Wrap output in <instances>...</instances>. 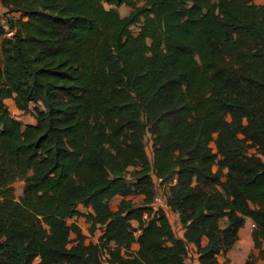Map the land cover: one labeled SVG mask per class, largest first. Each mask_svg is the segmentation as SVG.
I'll list each match as a JSON object with an SVG mask.
<instances>
[{
	"label": "trees",
	"instance_id": "obj_1",
	"mask_svg": "<svg viewBox=\"0 0 264 264\" xmlns=\"http://www.w3.org/2000/svg\"><path fill=\"white\" fill-rule=\"evenodd\" d=\"M0 1V264L264 261V4Z\"/></svg>",
	"mask_w": 264,
	"mask_h": 264
},
{
	"label": "crops",
	"instance_id": "obj_2",
	"mask_svg": "<svg viewBox=\"0 0 264 264\" xmlns=\"http://www.w3.org/2000/svg\"><path fill=\"white\" fill-rule=\"evenodd\" d=\"M5 12V9L3 8L1 1H0V15H2ZM14 103L13 100H9ZM30 118V117H27ZM32 118V117H31ZM32 122H26L27 124H34L35 119ZM168 217L173 225V221L179 225V228H181V231L177 233L178 237L183 238L184 237V229L181 225V222L179 220V216L171 211H168ZM253 222L252 220H247L246 225L243 229L240 231L239 240L233 247V249L226 255L220 257L221 262H226V264H244L246 260L249 258L250 255L254 254L257 258L256 264H264V261L262 259H259V251L255 249L253 239H252V230H253ZM174 228V225H173ZM175 230V228H174ZM204 244L207 243V240L205 239L203 241ZM139 246L134 245L133 249L138 250ZM196 248L191 245L190 246V253H189V264H200L198 255L195 253Z\"/></svg>",
	"mask_w": 264,
	"mask_h": 264
},
{
	"label": "rangeland",
	"instance_id": "obj_3",
	"mask_svg": "<svg viewBox=\"0 0 264 264\" xmlns=\"http://www.w3.org/2000/svg\"><path fill=\"white\" fill-rule=\"evenodd\" d=\"M253 3L257 4V5H263L264 4V0H253ZM118 11H119L120 15L122 17H124V16H127L131 12V8L124 6V7L119 8ZM8 107H9L10 111L12 112V115L14 117H16L20 122H22L23 125L26 124V122L28 123V122L34 121L32 116H29V115H26V114L20 112L12 101H8ZM27 117H30V118H27ZM146 144H147L148 153H149L150 156H152V139H151L150 135H147V137H146ZM212 147L215 148V144H212ZM23 185H24V183L22 181H18V182H16L14 184L15 194H16V198L17 199H19L22 196ZM157 186H158V191L160 193L164 194V192H165L164 187L161 186L160 184H157ZM133 199L136 202H140V198L136 197V198H133ZM119 203H120V199L119 198H116V199L113 200V202H111V206H112L113 210L114 209L116 210V208H117ZM78 222H79L83 232L90 239H92V238L95 239V237H93L91 232H90V224L87 223L86 219L85 218H81V219L78 220ZM225 224H226V222L222 221L221 226L224 227ZM173 225H174L175 231L177 233L179 231H181V228H179V225H177L174 221H173ZM253 255L254 254H252L251 256H253ZM254 258H256V256Z\"/></svg>",
	"mask_w": 264,
	"mask_h": 264
},
{
	"label": "built area",
	"instance_id": "obj_4",
	"mask_svg": "<svg viewBox=\"0 0 264 264\" xmlns=\"http://www.w3.org/2000/svg\"><path fill=\"white\" fill-rule=\"evenodd\" d=\"M155 181L157 182V184H160L161 180L159 179H155ZM153 209L155 211H159V210H168V206H167V202H166V197L164 194L160 193L158 191V194L156 195L153 205H152ZM81 219V218H80ZM79 220V219H78ZM77 220L78 225L80 226L79 222ZM81 227V226H80ZM136 227V226H135ZM254 228V226H253ZM140 230L135 232V236H138L140 234ZM86 235V234H85ZM104 264H108L107 262H104Z\"/></svg>",
	"mask_w": 264,
	"mask_h": 264
}]
</instances>
